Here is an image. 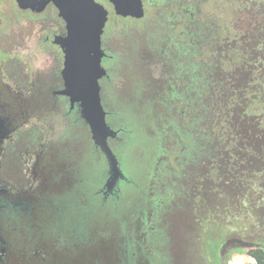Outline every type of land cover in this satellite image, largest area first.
<instances>
[{"label":"rangeland","instance_id":"obj_1","mask_svg":"<svg viewBox=\"0 0 264 264\" xmlns=\"http://www.w3.org/2000/svg\"><path fill=\"white\" fill-rule=\"evenodd\" d=\"M144 2L145 16L137 22L130 23L118 16L110 18L103 39L110 72L102 81L103 102L117 117L115 121H122L120 115L125 114L133 124L135 116H143L144 134L162 136L158 152L142 146L141 154L149 161L139 167L138 150L125 151L121 141H110L122 158L126 173L136 180L137 187L128 204L135 202L126 203L128 212L141 202L144 204L145 194L152 203L150 214L146 212L145 226L137 230L136 225L134 236L142 242L147 230L155 228L166 239L156 246L148 244L140 264H254L247 256L236 259L239 251L234 253L253 241H264V152L258 154L250 142L254 135L264 141V0ZM188 10H194L189 19ZM38 22L37 18L26 17L15 0H0V70L6 81L26 76L31 82L51 77L57 69L59 72L62 60L43 41L42 31L50 28L53 21L49 18ZM187 45L195 46L194 50L189 52ZM233 87L244 98L240 112L228 113L229 94L223 98L216 92L224 93ZM17 103L24 111L23 103ZM205 103H211L213 110L208 115L203 109V129L209 142L204 156L196 157L192 152L187 161L190 155L184 151L189 147L183 129L189 119L191 133L199 136L194 127V119H200L196 106ZM243 106L248 107L246 114ZM14 107L11 108L15 114ZM64 113L38 110L21 129V136L34 130L41 143H54L43 166L53 172L60 168L59 174H67L63 185L55 183L56 190L62 193L73 185L75 188L79 180H87L84 168L77 177L78 165L83 154L87 159L96 150L87 127L75 114L65 119ZM171 122L178 132L170 128ZM115 123L116 127L120 124ZM243 123L252 125L255 132L257 127V132L248 130ZM193 149L198 151L197 147ZM22 153L20 147L1 156L0 174L17 176ZM101 158H95L93 179L97 183L104 174ZM140 192L142 198L136 199ZM89 194L78 188L70 194L74 198H64L60 222L68 240V253L73 248V234L87 240L85 227L94 216L108 210L100 201L90 200L88 205H82L81 200L90 199ZM9 216L17 218L21 212L10 211ZM128 219L124 216L122 220ZM108 228L109 231L102 232L108 236L102 239L107 241L113 261L118 260L115 264H120L126 256L120 230L116 225ZM210 231L222 235L217 244L207 242ZM90 239L77 248L79 253L104 244L102 239ZM240 240L245 242L243 246L231 243Z\"/></svg>","mask_w":264,"mask_h":264},{"label":"flooded vegetation","instance_id":"obj_2","mask_svg":"<svg viewBox=\"0 0 264 264\" xmlns=\"http://www.w3.org/2000/svg\"><path fill=\"white\" fill-rule=\"evenodd\" d=\"M16 5L29 19L37 18L38 23H43L44 20H48L49 18L53 21L50 28L47 26L42 31L43 41L52 49L51 37L65 35L67 33L65 23L59 17L58 9L53 4L49 5L42 13L32 12L29 14L23 12L17 2ZM103 48L105 49L104 41ZM53 51L55 52L54 49ZM55 53L57 54L55 56L62 60V62H59L61 66L59 72L57 69L56 73L50 75L51 77L29 82V78L24 76L6 81L7 77H4L2 70H0V103L15 105L16 107L14 108L17 111L15 114L13 113L10 119V126L8 127V120H6V117L0 110V119H2L0 121V128L4 131H7L8 128L13 131L0 141V157L11 154L20 147L24 150V153L21 154L22 167L18 175H9L5 172L0 174V264H71L78 259L81 261L87 260L90 253H79L77 248H80L90 237L91 239L93 237L102 239V237L108 236L102 234V232L109 231L108 227L111 228V225L118 226L122 238L121 242L124 245L123 253H126L124 261L122 262L120 260V264H140L141 255L147 250L148 244L156 246L158 242L163 243L166 239L155 228L150 231L149 229L147 230L143 235L144 239L142 242L141 238L137 239L134 236L133 230L134 228L136 229V225L137 230L140 226H145L146 212L150 214L152 203L145 194V198H143L144 204L141 202V205L128 212L126 203L128 204V200L135 193L137 185L134 176H128L126 170L123 168L122 162L120 161L122 158L119 157L118 159L121 163L120 166L124 177L118 180L111 189H108L106 187V180L108 178L106 158L102 151L92 142L96 149L94 152L95 155L86 159V155L83 154L80 160L81 163L78 165L79 170H77V177L81 176V168L87 170V180L85 182L79 180L75 183H78L75 188L73 185L71 190L62 193L56 190L55 183L58 182L60 185H63L64 183L62 181L67 174H59L60 171L58 169L60 168L55 169L53 172L47 170L45 165L43 166L46 162L45 156H48V152L54 143H41L39 134L34 130L21 136V129L28 123L31 114L38 110L45 112L64 110L65 119L75 114L77 119L89 131L87 124L77 114L76 108H72L70 105L69 99L59 94L63 89L61 73L64 59L62 54ZM106 54V61H108L109 55L107 51ZM227 92L232 95L237 93L232 88ZM235 98L237 100L231 106H235L234 109L237 110L239 98L237 95ZM17 102L23 103L25 112L21 110ZM246 113L247 111H245ZM243 125L253 133L257 132V127L255 132V128L252 125L248 126L244 123ZM178 126H180V122H178ZM170 128L167 130L170 131ZM122 130L120 129V134H123ZM122 136L116 139L121 141L122 145L126 146L128 142L126 141L125 143ZM250 142L253 143L252 147L255 150L258 149L257 153L262 155L264 152V141L262 137L254 135ZM141 150V146H139L138 151L140 152V157L139 161L136 162V167H139L143 162L149 161V158L141 154ZM115 153L117 154L116 151ZM194 154L196 157L199 156L196 153ZM99 157L102 160L104 170L102 172L104 174L102 173V180L97 183L93 178L95 177L96 159H100ZM141 157L145 159L142 160ZM60 170L62 171V169ZM89 176L92 179H89ZM78 188L85 191L86 194L90 193V199L87 198L85 201L81 200L82 205L83 202L85 205H88L90 200L91 202L100 201L106 204L108 210L101 216H94L90 225L85 227L89 235L87 240H84L85 237L79 238L73 234L71 239L73 248L68 253L65 251L68 240L61 226L60 216L63 212L64 198H74L75 195L70 194H75ZM142 195L143 193L141 192L137 193L135 198L141 199ZM134 202L132 200L129 204ZM16 210L21 212V216L17 218L9 216L10 211ZM137 211L139 212L138 216H132V213L135 214ZM124 216L129 217L127 222L122 220ZM241 245L243 246L244 244L241 243ZM74 248L75 250H73ZM97 249L99 250V247ZM115 262L118 263V260L114 259L113 263L115 264ZM95 263L100 264L99 261H95Z\"/></svg>","mask_w":264,"mask_h":264},{"label":"water","instance_id":"obj_3","mask_svg":"<svg viewBox=\"0 0 264 264\" xmlns=\"http://www.w3.org/2000/svg\"><path fill=\"white\" fill-rule=\"evenodd\" d=\"M20 9L26 14L42 13L53 4L58 9L59 17L64 21L67 33L52 36L51 41L56 52L62 54L63 89L59 92L68 98L72 108L89 127L91 140L106 158L108 178L106 187L113 185L124 177L119 156L112 148L110 141L120 134L108 121V111L103 102L102 81L109 77L106 63V51L103 39L108 33L109 21L118 16L127 22L134 23L144 18L143 0H16ZM12 105L0 103L8 127L14 113ZM2 119H0L1 121ZM1 126V125H0ZM0 141L11 134L9 128H0ZM102 247H92L87 260L80 259L71 264H114L107 241L102 239Z\"/></svg>","mask_w":264,"mask_h":264},{"label":"trees","instance_id":"obj_4","mask_svg":"<svg viewBox=\"0 0 264 264\" xmlns=\"http://www.w3.org/2000/svg\"><path fill=\"white\" fill-rule=\"evenodd\" d=\"M194 10H191L190 12H193ZM189 10L187 11L186 13V16L188 17L189 14H190ZM189 19V17H188ZM194 34V33H193ZM197 39L199 40L200 37L198 36ZM187 47L189 48V52L190 50L193 51L194 50V47L191 48L187 45ZM195 54V52H193ZM191 53V55L193 54ZM233 85V84H232ZM203 90L205 91L206 89V86L202 87ZM235 92H237L238 88H232ZM219 93V97H223L225 98L227 96V94H229V97H228V100H227V106H226V110L228 113H233V111L235 110V106H233L232 108H230V105L234 104V102L237 100L235 98V96L237 95V93L235 95H232L231 93H228V92H216V94ZM201 94V93H200ZM237 97L239 98L238 101H239V105H238V108L236 111H240V109L242 108V104L240 101H242V99L244 98V95L242 96L241 94H239V96L237 95ZM198 101V100H197ZM212 102H214V100H212ZM210 104L211 103H205L204 106L202 107H197L196 106V110L200 111L198 114H199V122L197 121V117L194 119V127H197L198 128V137L194 134V133H191L190 131V122H189V119H188V123H187V126H184V129H183V134H184V138L186 139V144L189 148H185L184 151L189 154L190 156H187V161H190L192 155L191 153H197V155H203L204 156V151L206 150V146L209 142V139H208V136L206 135L205 136V129H203V125L206 123L205 122V117H204V112H203V109L204 111L208 114V115H211V112H213L212 108L210 107ZM214 105V104H212ZM244 110L247 111L248 107H244ZM127 110V109H126ZM107 111H108V121L111 123V125L113 126L114 124H116L115 122L120 123L118 127H116L115 125L113 127H116L115 129H118V130H122V133L123 134H120L118 137L122 136L123 137V140L128 142V144L125 146V148L127 150H138V147L141 146V149L142 146L144 147H148V150H151L154 152H158V150L160 149V143H161V139H162V136L160 134H157L156 137H147L146 134H144L143 130H142V126H143V121H145L144 117L143 116H135L134 117V123L132 124L130 122V119L128 118L127 115L123 114V115H120L121 117H123L122 121H115V119L117 120V117L115 118L114 117V114L108 110L107 108ZM127 111H130V110H127ZM234 111V112H236ZM131 113V111L129 112ZM186 120H187V117L185 116ZM110 119V120H109ZM228 122V121H227ZM145 123V122H144ZM231 126L233 125L232 122H230ZM173 127L175 131H177V128H176V125L174 122H171L170 123V127ZM242 126V124H241ZM167 128V127H165ZM178 132V131H177ZM112 141V140H111ZM249 141V139H248ZM93 142V141H92ZM197 147L198 148V151L193 149ZM240 148V147H238ZM141 166V165H140ZM129 176V175H128ZM209 234L211 235V237L208 238V243H211V244H217L219 242V239L222 238V235H218L220 234V232H216V231H210ZM216 235H218V238L217 239H214L213 237H215ZM209 236V235H207ZM232 244H241V243H245L243 241H232L231 242ZM249 243V242H248ZM227 244V243H226ZM238 251H239V255H237L236 259H240L241 257H244V256H247L248 258H251L253 261H254V264H264V241L263 240H258V241H253L252 243H249L247 247H244L243 249H239L237 250L234 255L238 254ZM223 256V254H221ZM252 262V261H251ZM253 263V262H252Z\"/></svg>","mask_w":264,"mask_h":264}]
</instances>
